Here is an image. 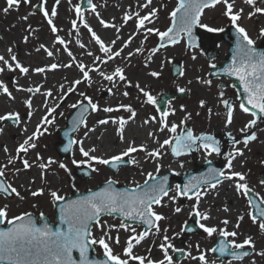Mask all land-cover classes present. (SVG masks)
Segmentation results:
<instances>
[{"label": "snow or ice", "instance_id": "6c2138e0", "mask_svg": "<svg viewBox=\"0 0 264 264\" xmlns=\"http://www.w3.org/2000/svg\"><path fill=\"white\" fill-rule=\"evenodd\" d=\"M59 2L60 0H56V4H59ZM87 2L91 6V10L95 12L96 6L92 3V0H87ZM151 2L152 0H146V3L141 5V7H148ZM243 2L246 5L251 6L253 9L247 13L248 18H252L256 14H264V7L256 6L257 0H243ZM21 3H30V0H6V7L3 8V12L7 14L10 9ZM220 4L225 5L223 16L228 18L232 27L235 29L237 37L235 47L232 51L231 62L223 68L222 71L228 76H235L239 81L240 88L243 90V96H237V100L242 101L239 103V109L243 113H250L253 119L249 120L240 131L242 133H249V130L257 125L258 119H264V51L257 50L255 47V41L250 38L247 30L238 23L243 16L244 9L240 8L239 10H235V0H231V2L230 0H178L176 7L169 14L171 24L164 31L147 27L157 15V9L155 8L143 16H140L138 13H125L123 20L127 23L133 18V16H136V29L138 32L143 30L145 33V39H147L149 34L153 33L159 37L160 43L158 47L151 49L153 54L159 51L160 48L166 47L165 42H167V44L176 45L182 41H186V46L189 49H192L197 47L196 37L193 33L194 27L198 26L199 28L206 29L208 32L223 31V28H212L201 23V17L204 10L210 7H216ZM40 11L51 26V31L57 33L58 29L51 18L58 14L56 6L54 5L51 10V17L49 16V12L45 9L44 3H41ZM76 12L77 14L80 13V7L78 5L76 6ZM23 19H27V17H24ZM100 23L105 28L116 27L102 19L100 20ZM72 25L74 28L76 27L75 20L72 21ZM84 26L88 27L92 39L99 46V52L104 54V59H101L100 56H96L95 58V61H99L100 64L108 63L113 59L120 57L123 47H127L133 38L132 36H129L121 49L113 51V45H115L116 40L106 44L86 23ZM116 31L119 32V29L117 28ZM259 35L264 37V27L260 28ZM26 39L27 37H25V40ZM117 39H119V37H117ZM56 41L61 45L65 44V41L59 35L56 36ZM77 43H79V41H77ZM80 47L83 48L84 45L80 44ZM40 49H44L48 56L53 55V52L48 50L43 44L40 45ZM7 51L9 54L12 53L11 48H8ZM64 51L67 52L69 57H72L73 54L66 46ZM141 51V48L135 49L136 54H139ZM133 54V52H129L128 57H131ZM88 55L91 56L93 53L88 52ZM192 58L196 59V56L193 55ZM10 59L14 62L15 69H19L21 74H27L29 72V68L22 66L17 60L15 54H11ZM148 59L151 60V57ZM0 62L7 66L9 70H13V64H10L5 56L0 55ZM74 62L73 58L68 64L59 65L53 63L48 66L47 69L45 67H38L32 71L36 73H44L46 70H55L59 67L68 68L72 67ZM76 67H78L82 74V79L72 81L71 86L68 87L67 92H65L60 99H63L64 95L73 92L75 86L79 85L82 80L90 83L91 77L89 73L91 71H98L99 75L104 80L112 82L113 87L116 86L117 80L126 84H131L127 79L124 68L120 66H116L110 73L99 70L98 66L88 68L83 63L76 64ZM210 67L215 69L216 65L211 64ZM3 71L4 68H0V72ZM179 74L183 75L184 73L181 70ZM149 75L152 77H159L160 73L152 71ZM197 81L202 84L211 85V80H204L197 77ZM189 83H191V81H189ZM63 87L64 86L61 85V88ZM135 87L146 98V103L152 105L157 104L156 97L149 91H146L145 88L141 87L139 83H136ZM0 91L6 93L10 99H14L8 87L2 81H0ZM26 91L39 92L40 88H28ZM178 91L183 93L186 89L181 87L178 88ZM108 92L111 94L112 88H109ZM51 95V90L45 92L46 97H50ZM80 95L87 101V104L77 101L70 105L73 109L77 108L78 105L80 106L79 113L73 119V127L71 131H76L78 125H84V127L87 128L85 113L89 110H91V112L102 110L105 113H112L123 109L124 111L131 113L127 120L123 117L118 119L108 117L97 121V124L99 125H106L110 121L112 123H118L119 128L117 129V132L120 135L121 141H123L124 126L128 123V120H131L136 115L131 105L120 104L116 108L104 107L101 109L97 103L93 102V100L83 92H81ZM123 95L128 96V92L125 91ZM219 97V103L225 106L227 110L225 119V126L227 127L233 122L235 106L228 99L224 98V93L222 91L219 93ZM24 103L29 109L31 108L30 98L24 101ZM161 103H163V101H161ZM199 104L202 108L206 107V101L204 100L199 101ZM58 106L59 105H57V107ZM181 110H185L183 105H181ZM157 111L160 114L158 120L156 116H151L149 120H145L144 123L147 124L150 120L155 121L160 125L159 131L163 132L167 130L172 135L164 139L162 142L157 140L158 147L153 148L151 151H148L143 144L135 146L130 143L128 147L118 155L104 158L92 155L96 149L93 147L86 150L83 146V140H77L75 138L68 139L64 151L67 152L72 149L73 145H78L79 152L86 159L81 161L73 159L72 163L75 165L86 164L94 172H98L99 169L95 167L93 162H95V164L110 166L112 169H116L122 162L136 165L138 164V161L131 154L136 153L137 151L146 152L147 158L158 160L162 156V150L165 149L166 146L170 149L171 154L174 157H181L194 150H202L206 160L207 157L212 154H221L220 143L214 136L207 133H200L199 135L194 134L192 128L180 127L176 123H171V125H169L167 117L170 114H174V109L170 112L168 110L160 111V109L157 108ZM54 112L55 108L47 109V114L41 119L40 123L37 124L36 130L17 147V157H19L21 153H27L29 149H34L36 147L34 141L47 131V128H44L42 131L41 125L53 124L54 116L52 119H49V116ZM209 113H211V109H209ZM28 115L29 117L32 115L31 111H29ZM61 115H63V113H61ZM197 115H199V113H197ZM188 119H191V114H187L185 119L181 120V125H183L185 120ZM4 120H15V122L19 123L20 116L18 113H6L5 115H0V121ZM91 131H94V129L89 128L84 133L85 137H87L88 133ZM65 135L68 134L66 133ZM154 135L153 132L148 133L149 137H154ZM228 136L231 140L232 150L226 154V163L223 168L210 167L207 170V173H202L199 176H192L184 185L176 184L174 189L168 187V176L154 175L152 172L147 173L148 178L145 179L142 185L136 184L133 188L124 190L114 188L113 185L116 182L109 178L104 186L100 187L97 191L90 190L88 195L81 196L77 200L69 201L60 208V221L62 225L65 226L63 228H57L54 230L49 227L47 223L38 226L37 221L28 213H23L9 219L7 216L8 206L5 205L0 207V224L7 223L10 225L6 229L0 230V261H4L6 264H129V261H138L139 264H173V257L169 255V249L180 253H184V250L173 248L167 235L163 237V242L159 244V248L163 253L162 259L153 260L150 257L135 255L133 249L153 233V230L156 233L161 231L158 222L166 219V217L162 214H158L154 210V206L162 205L165 198L169 201L175 202L179 197H186L189 200H195V203L191 205L192 210L189 212V215L196 217V223L200 229H202L209 237L217 232L219 236L222 237L219 241L218 247L210 249V251L219 252L221 256L229 255L235 260H240L248 256L249 253L243 251V249L245 246H254L251 236L246 237L242 243H237L235 239H227L228 237H237L239 235L237 231H227L226 228L218 230L215 226H207L205 223L201 222L207 221L211 218L207 212H201L199 210L201 199L206 197L211 190H215L224 181L233 182L236 193L241 196L248 197L253 191L246 182V175L240 171L234 170L233 162L237 157L243 156L244 154L243 150L237 147V145L243 143L246 148L249 142L257 139V134L255 131H252L250 134L244 135L242 140L235 139L232 137L231 133H228ZM4 150L7 151V148ZM125 158L128 159L125 160ZM40 159L41 157L39 153H37V160ZM13 162L12 158L8 160V164H12ZM53 163H56V161L49 158L46 163H39L38 167L41 170H45ZM208 163L210 164L211 161H208ZM262 163H264V161H262ZM23 167L29 169L32 167V164H30L27 159H24ZM59 167L67 171V166L64 163H60ZM161 167L162 165L157 163L155 172L159 173ZM180 167H183V163L180 164ZM4 176L5 166H0V177ZM41 178H44L43 171L41 172ZM260 183L264 185V180H261ZM173 192L174 194H170ZM0 193H6L8 196L15 194V196L21 200L24 199L17 188L4 180H0ZM30 194L33 197L43 195L44 189L39 188L33 190ZM49 195L53 202L63 201L65 199L63 196L58 195L56 191H50ZM256 195L259 196L258 193ZM248 203L249 205L253 204V200L249 199ZM261 204H264V198L261 199L260 203L255 205V214H253L252 211H249L248 215L253 224H256L259 220V230L264 233V207H262ZM174 211L180 213L181 208L175 207ZM223 211L228 212L229 209L225 206ZM113 214H118L120 217L130 221H139L146 227L143 231L137 234L135 227L126 224L123 220L118 226L109 225L107 224V221H104L103 224L101 223V218L103 216H112ZM41 216H43V213H41ZM242 220L243 216L237 218L235 228L238 229L240 227V222ZM222 223L228 225L229 220L224 219ZM93 225L104 232L99 239H96L92 234ZM117 227L132 233L127 238L126 246L123 248V255L126 257L124 259H122L120 255L114 254L112 248L107 242V240L112 239L110 235L111 229ZM186 230L192 231L193 229L188 228ZM164 231L167 232V229H164ZM181 231H185V229L182 228ZM115 243H120L118 235L115 238ZM96 244L104 250V259H92L89 257L88 253L91 246ZM197 248H199V245H197ZM74 251L79 253L78 260L73 257ZM149 251H151V249H149ZM184 254L192 260L198 259L200 264H208L203 252H201L198 257L192 256L191 253ZM258 254L264 256V251H261Z\"/></svg>", "mask_w": 264, "mask_h": 264}, {"label": "rangeland", "instance_id": "374dc122", "mask_svg": "<svg viewBox=\"0 0 264 264\" xmlns=\"http://www.w3.org/2000/svg\"><path fill=\"white\" fill-rule=\"evenodd\" d=\"M81 0H60L59 4H56V0H30V3H21L18 6L13 7L9 10L7 14L3 12V8L6 7V0H0V47L3 45H7L12 49L11 54H15L17 59H20V56L25 60L30 55H43L44 53L47 55L44 49H40V45H44L48 50L53 52V55L61 57L62 65L68 64L74 58V63L72 67H62L63 68V77L64 83L66 84L63 89L71 86V82L77 79H82V74L80 73L76 64L83 63L86 61L79 56H76V53L80 46L77 45V41H80L84 47H88L89 44H96L92 38L90 37L91 33L88 30V27H85V23L95 32L101 29L100 20H108L110 24L115 25L113 28L119 29V32L116 31L117 34H121L122 36H127L129 34L137 35L139 34V38L137 39V48H141L142 51L139 54H133L131 58L130 68L125 70V74L127 76L128 81L131 84H126L121 81H116V86L113 87L112 82L106 81L102 79L96 83H89L87 81H83L75 86V90L73 92L68 93L63 96V99L57 100L55 103H50V108H55V112L49 116V119H52L54 116V123L51 125H43V129L47 128V131L44 132L42 136L35 141L37 153L39 155H47L51 154V156L41 157L40 162H47L49 158L56 161V163L51 164L59 165L60 160L67 159L70 161L71 166L67 172L57 171L56 173H44V178L40 179L39 188L44 189V194L39 195L37 197L31 196V185L27 186L24 183L26 177H28L27 173H17L13 171L16 163H18L21 155L17 157L16 146L13 142V137L11 135L10 129L5 132V140L4 144L8 145L11 142L10 157L4 158L0 160V166H5V176L3 177L7 183H10L13 187L17 188L20 192L21 196L24 199H20L14 196L13 199L8 200L7 198L0 196V207L5 205L8 206L7 216L11 219L14 216H19L23 213H33L35 215H43L48 216L50 221H53L54 218V209H53V201L49 195L50 191H56L58 195L66 197L70 194L72 188L77 190L78 192H85L87 190H95L100 187L105 181L109 178L114 180L116 186H130L134 187L136 184L144 183L145 179H147V175H145L144 179L140 182H133L135 176H142L138 169L133 167L130 164L120 166L116 172H112L106 165L94 164L95 167L99 169L98 172H94L91 169V176L88 178H80L75 173V168L84 166L86 164L73 165L72 159L69 157L70 153L61 157L55 148L56 144L61 142L62 140L58 136V130L65 126V119L72 112L73 108L70 105L76 103L77 101L85 102L86 100L80 95L83 92L86 96L90 97L93 102L98 104V101L102 98L103 88H114L116 91L123 92L126 91L128 87V96L123 95V101L120 104L131 105L135 113L138 117L141 118V114L145 116L146 120H149L151 116H156L157 120L159 119V112L157 111V107L152 104H148L145 102L146 98L142 93L135 87L136 83H139L141 87L145 88L146 91H149L153 96L159 98V95L167 92H179L178 88H185L186 95L183 97H174L167 102V107L165 110L172 111L174 109V114H170L167 117V120L171 123H176L180 127L184 128H192L194 134L199 135L200 133L211 134L217 138H219L224 143V149L221 151V154L215 158L214 161L216 163H220L224 166L226 163V154L229 152V147H232L231 140L228 136V133L232 134V137L235 139L242 140L243 136L246 134H250L252 131H255L257 134V139L255 141L249 142L248 146L245 148L243 143L237 145V147L243 150V173L246 175V182L251 189H253V193L256 195L259 194L258 198L261 200L264 198V185L260 183L258 174L260 172H264V121L261 119L257 120V125L249 130V133H242L240 129L244 127V125L253 117L251 114L243 113L239 109L240 100H237V92L234 87L231 85V81L226 78H213L209 76V70L211 64H219L225 57L228 45L224 43L220 38L221 32H208L206 29H202L198 27V32L201 35L202 45L198 48L188 49L186 46V41H182L179 44L171 45L166 44V47L160 48L155 54L158 55L159 63L156 65L155 70L160 73V78L157 79L155 77H146L142 78L139 76V71L143 67V64L146 63L147 59L150 56H153L151 49L157 48L159 45V37L156 34H149L147 39H145V33L143 30L137 31L136 29V16H133L131 20L127 23L124 22L123 17L125 13L133 14L138 13L140 16L146 15L151 12L153 8L157 9V15L152 20L151 24H148L147 27L159 29L160 31H164L171 24L170 13L176 7L177 0H152L151 4L148 7H141L139 9V4L143 5L146 3V0H92V3L96 6L95 12L91 10V6L81 9ZM231 2V0H230ZM44 3L45 9L49 12V16L51 17V10L53 6H56L57 15L55 17H51L53 19V23L58 29L57 33H53L51 31V26L48 24L42 12H37L35 10L38 4L41 5ZM80 7V13L77 14L76 6ZM256 6L264 7V0H257ZM240 8L244 9V13L242 18L238 21V23L243 26L250 38L255 41V45L264 42V37L259 35L260 28L264 27V14H256L252 18H248L247 13L252 11V7L246 5L243 0H235V10H239ZM225 10V5L220 4L216 7H210L204 10V13L201 17V23H204L212 28H223L226 29L231 26L228 18L223 16V12ZM27 17V19H23ZM76 21V27L74 28L72 25V21ZM59 35L64 41L65 44L61 45L56 41V36ZM25 37L27 39L25 40ZM65 46L68 50L73 54L72 57H69L67 52L64 51ZM175 47V48H174ZM174 48V51H173ZM209 48L217 50L219 52L218 56L213 59H208L206 57V52ZM39 49V50H37ZM20 51V52H18ZM10 54V56H11ZM193 55L196 56V59H193ZM10 59L9 54L8 58ZM172 61H177L181 64V70L184 72L186 67H189L188 79L191 83L184 84L182 78H180V74L177 77L171 76L170 71V63ZM10 63V61H9ZM88 68H90V63L85 64ZM0 68H4L3 71V80L2 77L0 81H2L8 89L9 82L8 77L20 76L19 69L9 70L7 66H0ZM38 75L40 73H37ZM43 74V73H42ZM91 76V72L89 73ZM197 77H200L204 80H211V85H206L199 83L197 81ZM12 78V79H11ZM11 81H14V78L11 77ZM34 89V88H33ZM59 91V89H58ZM67 92V90H65ZM224 93V98L228 99L235 106L234 118L231 123L232 127L226 129L225 131L220 129V123L225 121L227 110L225 106L219 103L220 92ZM35 93V91H33ZM32 93V92H28ZM53 94V92H52ZM4 95L3 91H0V97ZM206 101V107H201L199 101ZM49 102V98H47ZM119 104V105H120ZM57 105H59L57 107ZM183 106H196L197 108H201L204 112V120L203 126L200 130H196L194 127L186 126L185 124L181 125L180 122H177L173 117L176 115L178 109ZM209 109H211V113H209ZM4 112V113H2ZM24 112L23 108L20 107L19 103L13 105V109L10 113H18L20 116V121L22 118V113ZM9 113L8 111H1L0 114L5 115ZM63 113V115H61ZM91 110L89 114L85 117L87 118L91 115ZM131 113L120 109L119 111H114L112 113H107L108 117L114 118H128ZM179 121V120H178ZM156 125L157 122L152 121ZM12 125L9 121H0L1 124ZM20 123V122H19ZM112 123V122H111ZM117 128H119L118 123ZM17 125V122L16 124ZM15 125L13 127H15ZM84 128V125H80L74 134H72V138L76 139L77 134ZM179 131V128H178ZM216 132L213 133V132ZM168 135H172L167 131ZM261 140L263 143L261 144ZM0 147L2 145L0 144ZM231 150V149H230ZM198 150L195 154H185L181 157H174L171 154L170 149L165 147L163 149V153L169 157H172L177 165L179 170L166 169L160 170L159 173H153L154 175H161L167 173L169 171H173L176 174L182 175L184 172L189 170L198 169L203 163H198L197 159L199 157ZM49 152V153H48ZM71 152V149H70ZM137 155H134L135 158ZM12 158L13 163L8 164V160ZM140 158V157H138ZM128 158H125L127 160ZM141 159V158H140ZM183 163V167H180V164ZM145 164H151L150 158L145 160ZM87 166V165H86ZM16 169V168H15ZM21 176L24 180L20 183L17 181V178ZM231 186L234 188L233 182L229 181ZM176 182L170 183V188L174 189ZM170 194H174L170 193ZM238 202L243 206V220L242 234H250L253 236L254 246H245L250 247L251 253L247 257H251L247 263L244 264H264V256L262 255H254L255 250H258V253L264 251V233L259 230V220L256 224L252 223L251 218L248 215L249 205L244 196L236 193ZM195 203V200H189L186 197H179L175 202L166 200L163 201L162 205L154 206V210L158 214H162L166 217V219L159 221V227L161 231L156 233L153 230V233L149 235V241L147 243L146 251L147 256L152 259L153 254L157 253V260L163 258V253L159 248V244L163 242V237L167 235L169 237V242L173 245L175 249H183L184 253H191L192 256H199L201 252L204 253L208 264H218L221 263L220 259H217L216 254L212 249V245L215 244V240L217 236H219L218 232L214 233L213 236L209 237L204 231L202 233H193L188 238L184 237V241L181 245L178 244V238L182 235V227L189 220V212H191V205ZM175 207H180L181 212L176 213L174 211ZM210 208L207 206V209ZM107 221L109 225H119L121 223L120 218L113 216H103L101 218V223ZM135 227L136 233L143 231L141 226L132 225ZM167 229V232L164 231ZM107 230V229H105ZM92 234L96 239H99L104 232L96 227L92 226ZM131 232L125 231L124 229L114 228L111 229L110 235L112 237L111 240H107L110 247L113 250L114 254L120 255L122 259L126 258L123 255V248L126 246L127 238L131 235ZM119 236V244L115 243L116 236ZM258 236V239L256 238ZM227 239L231 240V237ZM199 245V248H197ZM211 245V246H210ZM97 256H101L103 254V249L98 245H93ZM151 249V251H149ZM135 255L141 256L139 252L136 250V247L133 249ZM174 252L172 249H169V255L173 257V264H200L198 259L192 260L188 258V256L184 255V257L180 261H175ZM246 258V257H245ZM231 260H226L224 264H229ZM129 264H139L138 261H129Z\"/></svg>", "mask_w": 264, "mask_h": 264}, {"label": "bare ground", "instance_id": "6f19581e", "mask_svg": "<svg viewBox=\"0 0 264 264\" xmlns=\"http://www.w3.org/2000/svg\"><path fill=\"white\" fill-rule=\"evenodd\" d=\"M139 9L141 8V4H139ZM105 22L109 23L108 20H104ZM98 36L101 37V39L106 43L109 44L111 41L116 40L115 45H113V51L119 50L123 47L124 42L128 40L129 36H132V40L129 43L127 47H123V51L121 53L120 57H117L113 59L112 61L100 64L99 61H95L96 56H100L101 59H104V54L99 52V46L97 44L91 45L89 44L88 47H80L82 49H78L76 56H79L80 58L84 59L86 61L85 64L90 63V68L99 67V70L104 71L106 73H110L116 66L123 67L124 70L130 68L131 64V57H128L129 52H133L135 54V49H137V39L139 38V34H129L127 36H122L121 34H117L115 29L112 27L105 28L101 25V29L98 30L96 33ZM92 38V36L90 35ZM119 37V39H117ZM93 40V39H92ZM94 41V40H93ZM95 42V41H94ZM81 42L77 43L78 46H80ZM1 45V44H0ZM10 48L7 45H3L0 47V55L5 56V58H8V51L7 49ZM175 48V47H174ZM173 48V51H174ZM20 52V51H18ZM88 52L93 53V55L89 56ZM14 53V52H12ZM10 57V54H9ZM151 60L147 59L146 63L143 64V67L139 71V76L142 78L146 77H152L149 75L150 72L156 71L154 67L159 63L158 55L153 54V56H150ZM22 66L28 67L29 72L27 74H19L20 76L14 77V75L8 77L9 82V91L12 94V97L14 99H10L9 96L4 93L0 97V112L1 111H8L9 113L13 109V105L16 103L20 104V107L23 108L24 112L22 113V118L20 123H17L15 127L12 125H7L5 123L0 125V144L2 147H0V160L10 157V146L12 145L11 142L8 145L4 144V136L5 132L10 129L11 135L13 137V142L15 143L16 149L17 147L28 137L31 136L32 133L36 130L37 124L40 123L41 119L47 114V109L50 108V103H55L57 100L60 99V97L66 92L65 90L68 89L66 86L65 89L61 88V85L65 86L66 82L64 83V77H63V68L59 67L55 70H46L43 74L40 73L39 75L32 71L35 68L38 67H45L46 69L48 66H50L53 63L62 65L61 57L52 55L48 56L45 53L41 55H30L25 60L20 56V59H17ZM10 64H13L14 62L9 59ZM95 61V64H94ZM0 66H5L2 62H0ZM184 74L180 76L182 78V81L184 84H188L189 79L188 73H189V67H186L184 69ZM3 72H0V78L3 80ZM11 77L14 78V81H11ZM91 83H96L101 81L103 78L99 75L98 71H91ZM11 78V79H10ZM157 79L159 77H155ZM39 87V92H32L28 93L26 89L28 88H36ZM23 89V90H18ZM59 89V91H58ZM109 88H103L102 92V98L98 101V105L101 109L104 107H113L116 108L122 101H123V91L120 90V92L116 91L114 88H112V93L110 94L108 92ZM48 90H51V93L53 94L50 97L45 96V92ZM128 87L126 88V91H128ZM65 96V95H64ZM31 99V108L29 109L27 105L24 103V101ZM47 98H49V102L47 101ZM185 110H181V107L178 109L176 115L173 117L176 119L177 122H180L181 120L185 119V116L187 114H191V119L185 120L184 124L186 126L194 127L196 130H200L203 126V120H204V112L199 107L196 106H184ZM31 111L32 115L29 117L28 113ZM4 113V112H2ZM199 113V115H197ZM3 115V114H0ZM108 118L107 113L104 111H98V112H92L91 115L87 118V128H83L76 136L77 140H83V146L84 148L90 149L95 148L96 151L92 153V155L101 156L104 158H108L113 155H118L120 152L124 151L130 143L134 144L135 146H139L141 144L145 145L148 151H151L153 148L158 147L157 140L162 142L164 139L168 138L169 135L167 133V130L161 132L159 131L160 125H156L151 120L149 123L145 124L144 121L146 120L144 114H141V118L135 115L134 118L131 120H128V123L125 124L124 130H123V136L124 140L121 141L120 135L117 132V124L111 123V121L106 125H99L97 124V121L100 119ZM126 120L128 118H125ZM179 120V121H178ZM169 122V121H168ZM170 125V122H169ZM220 129L225 131L226 129H229L232 127V125L225 126V121H222L220 123ZM94 129V131H91L88 133L87 137H85L84 133L88 129ZM41 130L43 131V125H41ZM253 130V129H252ZM153 132L155 135L154 137H149L148 133ZM35 143V141H34ZM263 141L261 140V144ZM7 148V151L4 149ZM232 150V147H229ZM229 149V151H231ZM49 153V152H48ZM163 153V150H162ZM21 157L16 163L15 168H13V171L17 173H27L28 177L24 180L23 177L19 176L17 178L18 182H22L24 180L25 185L28 184L31 185L32 190L38 189L40 185V179H41V172L44 173H56L57 171L61 172H67L71 166V163L66 158L63 160H60V163H64L67 166V171L64 169H61L59 165H50L47 169L41 170L38 167L39 163H45L40 162L37 160V150L29 149L27 153H21ZM132 156L137 155L135 159L138 161V164L132 165L135 166L136 169L139 170V172L142 174V176H135L133 179V182H140L144 179L145 175L147 173L155 172L156 164L159 163L162 165L160 170H166V169H173V170H179L177 168L176 162L172 157H169L165 155L164 153L158 160H151V164H145V160L147 159L146 152L143 151H137L136 153L131 154ZM51 156V154H43L40 157H44L45 159L47 157ZM62 157V156H61ZM69 157L73 160L81 161L86 159L81 155L79 152V146L73 145ZM140 157V158H138ZM218 157L217 154H212L211 156L207 157V160L205 159L204 153L201 150L199 152V157L197 159L198 163H203L205 161H214L215 158ZM27 159L30 164H32V167L29 169H25L23 167V160ZM243 161L244 156L237 157L234 162V170L240 171L243 173ZM95 164V162H93ZM1 165V164H0ZM75 165V164H73ZM77 166V165H75ZM19 170V171H17ZM19 173V174H20ZM167 198L164 199V202H166ZM207 206L210 208L207 209ZM227 207L229 209L228 212L223 211L224 207ZM199 210L201 212H207L209 216L211 217L207 221H201L202 223H205L207 226H215L217 229L226 228L227 231H237L239 235L237 237H231V239H235L237 243H242V241L248 237L251 236L250 234H242L243 231L242 228V222H240V227L237 229L235 228L237 218L240 216H243V206L238 202V198L236 195L235 189L231 186V183L229 181H224L222 184H220L215 190H211L206 197L201 199V202L199 204ZM250 211V210H249ZM224 219L229 220L228 225H224L222 221ZM252 239L253 236H251ZM258 239V236L256 237ZM149 241V236L146 237L139 245H136V250L141 254V256H147V243ZM134 247V248H135ZM258 255V250H255L254 255ZM157 253L153 254L152 259L157 260L156 258ZM200 255V254H198ZM251 257L242 258L240 260H231L229 264H244L247 263L250 260Z\"/></svg>", "mask_w": 264, "mask_h": 264}, {"label": "water", "instance_id": "95a60500", "mask_svg": "<svg viewBox=\"0 0 264 264\" xmlns=\"http://www.w3.org/2000/svg\"><path fill=\"white\" fill-rule=\"evenodd\" d=\"M89 6H90V5L88 4L87 0H82V1H81V9H84V8H86V7H89ZM36 10L39 11V10H40V7H39V8L37 7ZM193 33H194V35H195V37H196V44H197V46H200V45H201V41H200V36H199V34H198V32H197V27H194V29H193ZM236 38H237V37H236V32H235V29H234V28H230L229 30L224 31V32L222 33V35H221V39H222L223 41H225L226 43L229 44V50H228V52H227V55H226L225 60H224L220 65L216 66L215 69L212 68V70H211V72H210V75H211V76H214V77H216V76H226V77L230 78V79L233 81V84L235 85V87L237 88L238 93H239V96L242 97V96H243V90H242V88H240V86H239V81L237 80V78H236L235 76H228V75H226V74L222 71V69L225 68V67L231 62L232 51H233V49H234V47H235V44H236ZM165 43L167 44V42H165ZM257 50H258V51H264V45H263L262 47L257 48ZM216 55H217V53H216L215 51H213V50H209V51L207 52V56H208L209 58H213V57H215ZM171 71H172V76H173V77L178 76L179 73H180V64L177 63V62H172V63H171ZM174 95H175L174 93H169V94H163V95H161V98L157 101V106H158V108L160 109V111H164L165 106H166V101H167L168 99L172 98ZM183 95H184V94H181L180 96H183ZM161 101H163V103H161ZM83 104H87V103H83ZM79 111H80V106L78 105L77 108H75L74 112H73V113L69 116V118L66 120L67 126H66L65 128H63V129L60 131V137H61V139H63V142H62L61 144L57 145V150L59 151V153H60L61 155H67V154L69 153V151H70V150H69V151L66 152V151H64V148L67 146L68 139L71 138V135L75 133V131L73 132V131H71V129H72V127H73V119H74V117L79 113ZM89 112H90V110H89L87 113H85V117H86V115H87ZM79 126H80V125L77 126V129H78ZM66 133H67L68 135H65ZM219 143H220V142H219ZM220 146H221V149H222V144H221V143H220ZM196 151H197V150H194V151H192V152H190V153H195ZM121 164H125V163H123V162L120 163V164L118 165V167H119ZM118 167H117V168H118ZM210 167H214V168H222V167L219 166L218 164H214V163H210V164H209L208 162H206V163L201 167L200 170H198V171H191V172H188V173H186V174H185L184 176H182V177L176 176L173 172H169V173H167V174H165V175L168 176V185H169L171 179H175V180L178 182V184H180V185H184V184L188 181V179H189L190 177H192V176H199V175L202 174V173H207V170H208ZM110 168H111V167H110ZM117 168H116V169H112V168H111V169L113 170V172H115V171L117 170ZM76 173H77L80 177H82V178H86V177H89V176L91 175L90 171H89L86 167H84V168H80V169H77V170H76ZM165 175H163V176H165ZM260 178H261V180H264V174H261V175H260ZM0 180H2V179H0ZM103 186H104V184H103L101 187H103ZM113 187L116 188V189H119V190L131 189V188H127V187H122V188H120V187H115L114 185H113ZM95 191H97V190H95ZM88 193H89V191L84 192V193H79V192H77L76 190L73 189L72 192H71V194H70L68 197H66L63 201H55V203H54V208H55V211H56V215H55V223H54V224H51V223L48 222L47 218L41 217V222L38 224V226H41V225L47 223V224L49 225V227L53 228L54 230L57 229V228H63V227H65L64 225H62V223H61V221H60V208H61L64 204H66L67 202H69V201H73V200H77V199H79L81 196H86V195H88ZM248 197H249L250 199L253 200V204H252V205H253V208H254V214H255V205H256L257 203H260V202L258 201V199H257L255 196L252 195V193H250ZM261 206L264 207V205H262V204H261ZM113 215L120 217L118 214H113ZM31 216H32V215H31ZM32 217L34 218V216H32ZM121 218H122V220H123L124 222H126V223H128V224H130V225H131V224H141V222H139V221H130V220H127V219H125V218H123V217H121ZM195 221H196V217L193 216V217L191 218L190 222H188V223L186 224V226L184 227V229H185L184 233H185V234L190 235L193 231H196V232L200 231V228H199L197 225H195ZM9 226H10V225H7L6 227H2L1 224H0V230H2V229H6V228L9 227ZM145 227H146V226H145ZM188 228H191V229H193V230H192V231H187L186 229H188ZM221 239H222V237L218 238V244H219V241H220ZM216 247H218V245H217ZM245 251L249 252L248 250H245ZM217 253L220 255L219 252H217ZM88 255H89V257L92 258V259H98V258L95 257L94 250H93L92 247L90 248ZM182 256H183V253H179V254H177V260H179L180 258H182ZM220 256H221V255H220ZM73 257H74L75 259L78 260V259H79V253L74 251V252H73ZM222 257H231V256H229V255H224V256H222ZM104 258H105V257H103L102 259H104ZM0 264H6V262H4V261H0Z\"/></svg>", "mask_w": 264, "mask_h": 264}, {"label": "flooded vegetation", "instance_id": "af4514ba", "mask_svg": "<svg viewBox=\"0 0 264 264\" xmlns=\"http://www.w3.org/2000/svg\"><path fill=\"white\" fill-rule=\"evenodd\" d=\"M228 99H231V98H228ZM0 196H3V197H5V198L8 197V195H7L6 193H0ZM6 196H7V197H6ZM11 196H15V194H13V195H11ZM7 199H8V200H11L12 198L8 197Z\"/></svg>", "mask_w": 264, "mask_h": 264}]
</instances>
